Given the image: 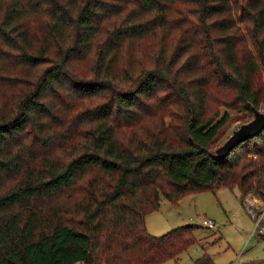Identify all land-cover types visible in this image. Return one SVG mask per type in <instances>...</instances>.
<instances>
[{"label":"trees","instance_id":"trees-1","mask_svg":"<svg viewBox=\"0 0 264 264\" xmlns=\"http://www.w3.org/2000/svg\"><path fill=\"white\" fill-rule=\"evenodd\" d=\"M263 101L264 0H0V264L177 258L161 195L264 199V127L214 147Z\"/></svg>","mask_w":264,"mask_h":264},{"label":"rangeland","instance_id":"rangeland-1","mask_svg":"<svg viewBox=\"0 0 264 264\" xmlns=\"http://www.w3.org/2000/svg\"><path fill=\"white\" fill-rule=\"evenodd\" d=\"M259 110L264 111V101ZM229 113L230 118L215 138V148L250 117L242 109H233ZM203 219H211L213 226L204 225ZM145 222L147 231L153 235L192 224L196 241L177 258L160 264H195V259L203 253L210 255L214 264H264V239L250 234L253 220L236 189L220 186L214 190L189 193L177 203L161 195L159 207L147 213Z\"/></svg>","mask_w":264,"mask_h":264},{"label":"water","instance_id":"water-1","mask_svg":"<svg viewBox=\"0 0 264 264\" xmlns=\"http://www.w3.org/2000/svg\"><path fill=\"white\" fill-rule=\"evenodd\" d=\"M263 127L264 111L255 109L252 118L233 129L226 140L215 148V153L220 157H224L237 143L257 134Z\"/></svg>","mask_w":264,"mask_h":264},{"label":"built area","instance_id":"built-area-1","mask_svg":"<svg viewBox=\"0 0 264 264\" xmlns=\"http://www.w3.org/2000/svg\"><path fill=\"white\" fill-rule=\"evenodd\" d=\"M242 203L246 206L248 214L253 220V228L250 234L252 236L262 234V239H264V199L248 194L243 197ZM202 223L208 227L213 226L211 219H203Z\"/></svg>","mask_w":264,"mask_h":264},{"label":"crops","instance_id":"crops-1","mask_svg":"<svg viewBox=\"0 0 264 264\" xmlns=\"http://www.w3.org/2000/svg\"><path fill=\"white\" fill-rule=\"evenodd\" d=\"M256 238H258V237H256Z\"/></svg>","mask_w":264,"mask_h":264}]
</instances>
